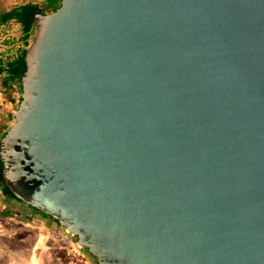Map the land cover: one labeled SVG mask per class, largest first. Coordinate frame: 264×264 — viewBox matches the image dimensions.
<instances>
[{
  "label": "water",
  "instance_id": "95a60500",
  "mask_svg": "<svg viewBox=\"0 0 264 264\" xmlns=\"http://www.w3.org/2000/svg\"><path fill=\"white\" fill-rule=\"evenodd\" d=\"M23 63L1 189L96 264H264V0H59Z\"/></svg>",
  "mask_w": 264,
  "mask_h": 264
},
{
  "label": "crops",
  "instance_id": "0c3cea01",
  "mask_svg": "<svg viewBox=\"0 0 264 264\" xmlns=\"http://www.w3.org/2000/svg\"><path fill=\"white\" fill-rule=\"evenodd\" d=\"M21 1L0 0V139L13 126L15 111L21 101L20 58L27 46L29 30L19 22L23 14L21 9L26 5L40 8L49 3H59V0ZM48 225L52 224L48 222ZM69 254L47 234L19 233L13 227L6 229L0 225V264L80 262Z\"/></svg>",
  "mask_w": 264,
  "mask_h": 264
},
{
  "label": "rangeland",
  "instance_id": "374dc122",
  "mask_svg": "<svg viewBox=\"0 0 264 264\" xmlns=\"http://www.w3.org/2000/svg\"><path fill=\"white\" fill-rule=\"evenodd\" d=\"M26 1L22 0L21 2ZM59 2V1H58ZM29 212L28 209L19 206V204L16 202V199H14L12 196H7V194L4 193V191L0 188V225L3 226L6 229H9L13 227L14 230H17V232H27V233H36L32 230V222L29 221V218L27 217V214ZM35 213V212H34ZM39 215L38 213H35ZM41 216V215H40ZM46 220L49 222V224H55L56 223L50 221L46 218ZM65 251V250H64ZM66 252V251H65ZM67 254H69L67 252ZM83 257L79 259L78 264H94L90 261L89 254L82 250ZM70 257H74L73 254H69ZM70 260V258H68ZM68 261V260H67Z\"/></svg>",
  "mask_w": 264,
  "mask_h": 264
},
{
  "label": "built area",
  "instance_id": "2783aa9c",
  "mask_svg": "<svg viewBox=\"0 0 264 264\" xmlns=\"http://www.w3.org/2000/svg\"><path fill=\"white\" fill-rule=\"evenodd\" d=\"M29 221L32 222V230L37 234H47L51 239L55 240L66 252L73 254L75 260L83 257L82 249L77 245L75 238L65 232V230L55 224L48 225L45 217L29 212L27 214Z\"/></svg>",
  "mask_w": 264,
  "mask_h": 264
},
{
  "label": "trees",
  "instance_id": "16d2710c",
  "mask_svg": "<svg viewBox=\"0 0 264 264\" xmlns=\"http://www.w3.org/2000/svg\"><path fill=\"white\" fill-rule=\"evenodd\" d=\"M38 9H40L38 6H32V5H26L21 9V11H22L21 13H23V14L20 17L19 22L22 23V26H24L23 28L28 30L30 17L32 15V13ZM23 52L24 51H22L21 58H20V64H21L20 73H19L20 76L25 71V65L23 63ZM0 166H1V163H0ZM2 190L4 191L5 194H7V196H11V194L6 189H2ZM74 238L76 240V237H74Z\"/></svg>",
  "mask_w": 264,
  "mask_h": 264
},
{
  "label": "flooded vegetation",
  "instance_id": "af4514ba",
  "mask_svg": "<svg viewBox=\"0 0 264 264\" xmlns=\"http://www.w3.org/2000/svg\"><path fill=\"white\" fill-rule=\"evenodd\" d=\"M56 5H57V2L56 3H49V4H46L45 6L40 7V10L48 12V11H51L52 9H54L56 7ZM16 202L19 204V206H22V207L28 209L29 211H32V212L36 213V211L33 208H31L29 206H25V205H23L21 202H19L17 200H16ZM49 220L51 221V219H49ZM89 258H90L91 262L96 264L94 258H92L90 255H89Z\"/></svg>",
  "mask_w": 264,
  "mask_h": 264
}]
</instances>
